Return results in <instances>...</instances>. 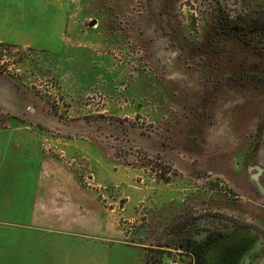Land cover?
<instances>
[{
  "label": "rangeland",
  "instance_id": "374dc122",
  "mask_svg": "<svg viewBox=\"0 0 264 264\" xmlns=\"http://www.w3.org/2000/svg\"><path fill=\"white\" fill-rule=\"evenodd\" d=\"M234 1L0 0V124H28L42 152L69 164L116 217L125 242L138 243L151 197L170 190L174 201L204 195L208 219L230 220L225 208L264 230V194L255 192L264 175L244 168L246 153L264 144V50L216 49L214 57V45L202 44L219 32L213 13H232ZM245 1L264 10V0ZM70 147L78 149L72 158L63 153ZM103 161L124 172L125 186H97ZM7 218L0 211V264H9L8 251L15 264L37 263L33 252L54 237L4 225ZM157 240L139 242L151 253ZM70 243L80 253L65 264H94L90 249L99 244ZM176 243L162 264H185ZM116 251L110 247V264Z\"/></svg>",
  "mask_w": 264,
  "mask_h": 264
},
{
  "label": "crops",
  "instance_id": "0c3cea01",
  "mask_svg": "<svg viewBox=\"0 0 264 264\" xmlns=\"http://www.w3.org/2000/svg\"><path fill=\"white\" fill-rule=\"evenodd\" d=\"M27 125L16 121L0 124V211H7L8 214V222L4 225L19 227L24 231L35 230L54 237L33 252V256L39 257V260L30 264H65L64 258L80 253L79 246L70 243L72 239L99 244L96 251L90 249L93 255L89 256H92L94 264H110V247L117 248L114 255L117 261L114 264H148L147 255L150 251L144 250L149 247L139 242L140 239L148 235L156 236L159 244L148 250L176 252L179 250L162 244L163 241L172 244L182 242L187 234L194 236L209 225H217L218 217L208 219L205 216L207 203L201 193L198 194V201L183 202L171 198L176 196L175 191H161L151 197L147 226L141 225L134 234L138 243L125 242L126 237L116 217L104 209L96 193L82 186L69 164L43 153L39 138L31 133ZM77 151L70 147L63 153L72 158ZM106 166L104 161L97 162L98 170L93 174L97 186L110 185L112 182L125 186L126 182L121 180L126 177L124 172H112ZM130 195H133L132 200L136 202L142 194L130 192ZM123 208L124 215L128 216L130 207ZM222 211L226 212V217L234 219V211L230 213L225 208ZM191 212L194 218L188 221ZM185 219L186 222L180 228L172 227L173 223ZM81 230L87 231V234H81ZM259 233L264 242V230ZM3 251L0 247V253ZM29 255L24 254L28 256L27 259ZM6 256L9 264H15L11 252L8 251ZM255 264H264V245Z\"/></svg>",
  "mask_w": 264,
  "mask_h": 264
},
{
  "label": "flooded vegetation",
  "instance_id": "af4514ba",
  "mask_svg": "<svg viewBox=\"0 0 264 264\" xmlns=\"http://www.w3.org/2000/svg\"><path fill=\"white\" fill-rule=\"evenodd\" d=\"M227 13V12H225ZM217 24V37L211 40L204 39L202 44L205 47L213 46L221 52H228L230 48H250L259 52L264 50V43L259 42L264 36V28L253 30L245 28L244 23L236 27L227 25V20L223 16L214 19ZM234 29V34L231 30ZM219 36V37H218ZM262 40V39H261ZM219 48V49H218ZM8 93H17L7 91ZM264 144L258 143L256 147L246 153L245 169L250 170L251 176L258 175L260 179L263 173V164H260L262 153L261 148ZM259 154V155H258ZM259 156V157H258ZM257 158V164L247 165L249 161ZM262 161V160H261ZM256 162V160H255ZM264 162V161H263ZM249 167V168H246ZM253 183H255L253 181ZM256 185V184H255ZM258 195L264 194L262 189L255 190ZM236 206V205H235ZM239 217L234 213V219L224 220L218 218L216 226L209 225L207 228L196 232L195 235H185L182 241V253L187 264H255L262 253L264 245L262 236L257 228L247 218ZM227 224H230L229 226Z\"/></svg>",
  "mask_w": 264,
  "mask_h": 264
},
{
  "label": "trees",
  "instance_id": "16d2710c",
  "mask_svg": "<svg viewBox=\"0 0 264 264\" xmlns=\"http://www.w3.org/2000/svg\"><path fill=\"white\" fill-rule=\"evenodd\" d=\"M237 1V5L235 3L234 6V11H231L232 13H225L224 8H220L218 13L215 12L213 13L214 16L218 17V16H223L226 18V22L228 26L231 27H236L238 24L244 23L245 28L247 29H253V30H258L261 28H264V10H254L252 9V7H250V4H248L245 0H236ZM215 10V8H214ZM217 14V15H216ZM213 19V18H212ZM214 22V19L212 20ZM241 22V23H240ZM215 23V22H214ZM216 49L213 50L212 56L214 57H219V53L221 51H218L219 53H217L215 51ZM193 215H190V219H193ZM186 222V219L183 221H179L177 223H173L172 227L173 228H180L184 223ZM176 243V242H175ZM169 246H171L172 248L174 247H178V243L176 244H172V242H170L168 244ZM161 254L162 252L160 251H154V252H149L147 255V263L148 264H162L161 262Z\"/></svg>",
  "mask_w": 264,
  "mask_h": 264
},
{
  "label": "built area",
  "instance_id": "2783aa9c",
  "mask_svg": "<svg viewBox=\"0 0 264 264\" xmlns=\"http://www.w3.org/2000/svg\"><path fill=\"white\" fill-rule=\"evenodd\" d=\"M168 264H178V263L173 262V261H169Z\"/></svg>",
  "mask_w": 264,
  "mask_h": 264
}]
</instances>
